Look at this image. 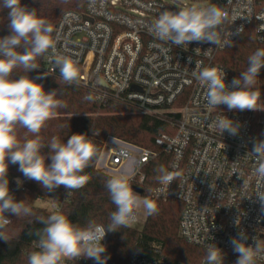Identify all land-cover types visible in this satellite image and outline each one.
I'll use <instances>...</instances> for the list:
<instances>
[{"label":"built area","instance_id":"1","mask_svg":"<svg viewBox=\"0 0 264 264\" xmlns=\"http://www.w3.org/2000/svg\"><path fill=\"white\" fill-rule=\"evenodd\" d=\"M211 3L225 7L230 17L252 16L225 25L232 32L244 28L231 37L233 42L253 25L257 43L264 46V21L255 18L264 14V0H88L83 12L69 11L61 16L54 36L58 35L57 53L70 57L79 69L75 84L87 89L96 101L132 106L142 116L168 118L171 133L159 136L155 145L170 158L168 171L179 176L167 190L161 191L163 186L158 185L152 197L182 204L181 239L205 252L209 243L215 244L224 253V264H235L238 254L230 240L239 232L247 234L249 245L254 240L264 243V205L255 195L256 158L251 154L253 141L264 140V113L229 111L225 105L218 110L206 108L205 89L193 73L197 64L223 68L230 85L228 70L218 63L219 54L228 47L204 42L175 46L155 39L149 31L160 11ZM45 68L50 75L59 74L50 53ZM219 111L241 125L238 135L225 132L221 136L211 126ZM160 153L108 137L96 169L110 176L129 173L133 190L143 196V171ZM52 210L59 207L54 205ZM136 223L138 213L135 223L127 228ZM109 237L107 233L102 241L105 246ZM156 255L155 259L133 255L127 264H168L159 252ZM67 264L95 262L81 258Z\"/></svg>","mask_w":264,"mask_h":264},{"label":"clouds","instance_id":"2","mask_svg":"<svg viewBox=\"0 0 264 264\" xmlns=\"http://www.w3.org/2000/svg\"><path fill=\"white\" fill-rule=\"evenodd\" d=\"M177 8L178 11H160L149 31L155 39L181 47L191 42H204L216 48H231L234 43L231 37L242 33L244 28L240 26L232 32L225 25L231 26L239 18L252 17L235 14L230 17L225 7L214 3ZM3 9L8 10L10 34L0 37V239L10 242L5 229L11 220L6 213L16 217L32 216L33 209L25 200L17 201L10 192L9 164L18 165L26 179L39 183L47 192L60 186L70 192L89 182L85 169L97 157L98 149L86 133H75L67 142L53 137L47 145V154L42 151L45 145L39 137L41 129L56 115V110L66 104L57 98L55 90L46 92L35 79L28 75L13 76V72L22 68L28 74L39 68L37 60L46 53L51 54L61 79L67 84L78 83L79 69L70 57L57 53L58 35L54 36L53 25L38 15L36 9H29L21 0H0V10ZM255 18L264 21V14ZM196 68L193 75L205 89L207 109L218 110L220 105H225L229 111H264V100L260 88L256 87L260 70L264 68V48H258L248 57L247 68L230 85L225 81L223 68L198 64ZM219 113L211 126L221 136L225 132L238 135L241 125ZM20 128L32 133L34 138L21 141ZM251 154L256 158L253 170L257 177L255 195L264 205V140L253 141ZM49 159L51 163H46ZM156 171L159 174L157 180L163 186L161 191L167 190L179 176L178 172L168 171L162 165ZM104 186L115 205L107 227L94 220L82 226L61 211H53L37 221L43 225L35 233L38 250L28 255L27 264H67L81 258L106 264V246L102 241L107 233L130 227L141 209L149 216L157 214V204L133 190L128 174L114 175ZM247 240L243 231L231 238L233 251L238 254L235 264H257L258 260H264V243L254 240V244L249 245ZM205 264H224L222 249L209 243Z\"/></svg>","mask_w":264,"mask_h":264},{"label":"trees","instance_id":"3","mask_svg":"<svg viewBox=\"0 0 264 264\" xmlns=\"http://www.w3.org/2000/svg\"><path fill=\"white\" fill-rule=\"evenodd\" d=\"M87 1L21 0V3L29 9H36L37 14L47 19L54 27L64 13L83 12ZM7 13V9L0 10V37L10 34ZM258 48L264 46L257 43L252 25L234 41L231 48L228 47L219 54L218 63L228 70L233 80L247 68L248 57ZM46 55L47 53L38 58L39 68L28 74L22 68L13 72V76L28 75L35 79L37 83L43 85L46 92L55 90L57 98L66 104V107L57 109L56 115L41 129L39 137L45 145L42 151L47 154V145L53 137L61 142H67L72 134L86 133L96 145L98 155L85 169L90 177L89 182L84 187L70 192L64 186L47 192L39 183L26 179L18 170V165L9 164L10 192L17 201L25 200L32 207L33 215L16 217L6 213L11 220V224L5 229L10 242L0 239V264H27L28 255L37 250L35 233L37 229L43 227L37 221L53 212L38 206L39 202L58 206L59 211L82 226L89 220H94L107 227L110 214L115 211V205L104 186L112 176L96 169L103 142L108 137H113L160 153V149L155 145L156 139L163 134L171 133L168 118L160 120L142 116L132 106L111 102L102 104L96 101L87 89L75 83H65L58 73L48 74L45 68ZM258 79L256 87L260 88L261 99L264 100V68L260 70ZM18 136L21 141L34 138L32 133L23 128L18 129ZM46 163H51L50 159ZM169 163L170 158L160 153L157 159L145 167L143 171L145 181L140 188L143 196L157 204L158 212L155 215H148L141 230L122 228L109 232L110 237L104 253L107 257L106 264H127L133 255L155 259L156 252H159L168 264H202L205 261V251L189 245L179 237L182 204L163 202L152 197L154 189L160 185L156 169L162 165L168 170Z\"/></svg>","mask_w":264,"mask_h":264},{"label":"rangeland","instance_id":"4","mask_svg":"<svg viewBox=\"0 0 264 264\" xmlns=\"http://www.w3.org/2000/svg\"><path fill=\"white\" fill-rule=\"evenodd\" d=\"M181 1H191V0H181ZM264 113V111H262ZM120 173H126L129 175V173L127 172H120ZM118 173V174H120ZM38 206L42 207V208H46L48 210H52L53 206L51 204H44L39 202ZM148 215H146L143 211V209L138 211V223H136L133 228L137 229V230H141L147 220Z\"/></svg>","mask_w":264,"mask_h":264}]
</instances>
